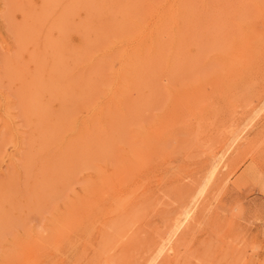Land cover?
Instances as JSON below:
<instances>
[{
  "label": "rangeland",
  "instance_id": "374dc122",
  "mask_svg": "<svg viewBox=\"0 0 264 264\" xmlns=\"http://www.w3.org/2000/svg\"><path fill=\"white\" fill-rule=\"evenodd\" d=\"M0 264H264V0H0Z\"/></svg>",
  "mask_w": 264,
  "mask_h": 264
},
{
  "label": "bare ground",
  "instance_id": "6f19581e",
  "mask_svg": "<svg viewBox=\"0 0 264 264\" xmlns=\"http://www.w3.org/2000/svg\"><path fill=\"white\" fill-rule=\"evenodd\" d=\"M196 1H197V0H196ZM255 3H256V2H255ZM123 33H124V32H123ZM134 46H135V45H134ZM137 47H138V46H137ZM140 50H141V49H140ZM140 52H141V51H140ZM122 54H123V53H122ZM142 54H143V53H142ZM125 55H126V54H125ZM129 55H130V54H129ZM139 55H140V54H139ZM120 57H121V56H120ZM87 58H88V57H87ZM93 65H94V64H93ZM122 66H123V65H122ZM126 67H127V66H126ZM126 67H125V68H126ZM127 68H128V67H127ZM126 70H127V69H126ZM162 70H163V69H162ZM126 72L128 73V71H126ZM241 72H242V71H241ZM241 72H239V73H241ZM72 73H73V72H72ZM242 73H243V72H242ZM116 75H117V74H116ZM127 75H128V74H127ZM127 75H126V76H127ZM111 76H112V75H111ZM65 79H66V78H65ZM118 79H119V78H118ZM110 80H111V79H110ZM119 81H120V80H119ZM115 90H116V89H115ZM223 91H224V90H223ZM225 92H226V91H225ZM112 93H113V92H112ZM219 93H220V92H219ZM95 108H96V107H95ZM89 128H90V127H89ZM215 168H216V167H215ZM215 168H213V169H215ZM213 169H212V170H213ZM213 171H214V170H213ZM94 183H95V182H94ZM118 196H119V195H118ZM181 205H182V204H181ZM119 213H120V212H119ZM190 214H191V213H190ZM187 216H188V215H187ZM189 216H190V215H189ZM99 220H100V219H99ZM181 221H182V220H181ZM170 249H171V248H170Z\"/></svg>",
  "mask_w": 264,
  "mask_h": 264
}]
</instances>
